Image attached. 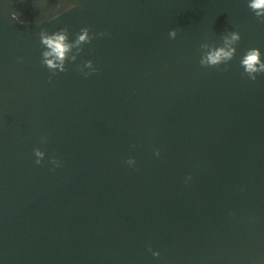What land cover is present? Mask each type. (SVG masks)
I'll return each instance as SVG.
<instances>
[{"label":"water","instance_id":"1","mask_svg":"<svg viewBox=\"0 0 264 264\" xmlns=\"http://www.w3.org/2000/svg\"><path fill=\"white\" fill-rule=\"evenodd\" d=\"M249 2L0 0V264H264V74L240 65L251 48L264 61V23ZM63 28L94 38L53 76L39 32ZM229 32L233 60L201 67V45Z\"/></svg>","mask_w":264,"mask_h":264},{"label":"clouds","instance_id":"2","mask_svg":"<svg viewBox=\"0 0 264 264\" xmlns=\"http://www.w3.org/2000/svg\"><path fill=\"white\" fill-rule=\"evenodd\" d=\"M76 7L75 4L71 5L69 8H66V12L72 11ZM248 7L252 10L255 16L260 20L261 23H264V0H250ZM59 8V6H58ZM54 16L53 19H58L59 15ZM13 20H19V14L14 13L12 16ZM23 23V21H20ZM99 35L103 36L106 33H100ZM171 39H175L177 32L172 30L169 33ZM39 38L41 47L45 49L42 51V60L41 64L45 66L53 76L57 73H64L67 71L66 63H74L78 56L83 52V45L90 44L93 36L90 35V29L82 28L80 33L77 34L73 42H69V31L67 28L60 29L52 34H49L47 29H41L39 32ZM241 40V36L238 32H229L222 37L221 47H216L214 45H209L204 43L201 45L203 54L200 58L201 67H219L221 64H228L233 60L236 54V45ZM240 65L244 69V73L249 79L255 81L258 74H264V61L261 60V52L259 49L251 48L246 50L244 55L240 60ZM90 69L88 73L84 72V69ZM226 70V69H225ZM78 71L85 76L91 75L95 69L93 68L92 61H86L83 63L82 67H78ZM51 82V78H50ZM42 143H46V140L42 139ZM34 155L37 158L35 163L37 165L41 164L45 153L39 149H34ZM159 156V152L156 153ZM52 164L60 166V162L56 159L51 161ZM127 164L134 165L135 161L129 159L126 161ZM151 251V249H149ZM158 252H153V256L159 257Z\"/></svg>","mask_w":264,"mask_h":264}]
</instances>
